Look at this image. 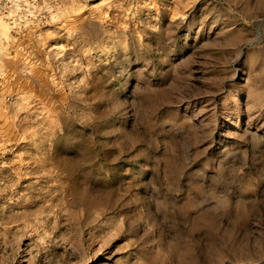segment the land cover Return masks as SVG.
Wrapping results in <instances>:
<instances>
[{
    "label": "rangeland",
    "instance_id": "rangeland-1",
    "mask_svg": "<svg viewBox=\"0 0 264 264\" xmlns=\"http://www.w3.org/2000/svg\"><path fill=\"white\" fill-rule=\"evenodd\" d=\"M0 264H264V0H0Z\"/></svg>",
    "mask_w": 264,
    "mask_h": 264
}]
</instances>
